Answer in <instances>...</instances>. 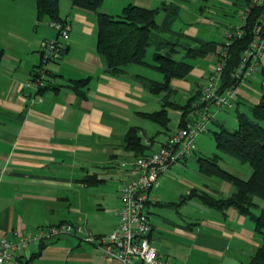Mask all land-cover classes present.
I'll use <instances>...</instances> for the list:
<instances>
[{"label": "crops", "instance_id": "obj_1", "mask_svg": "<svg viewBox=\"0 0 264 264\" xmlns=\"http://www.w3.org/2000/svg\"><path fill=\"white\" fill-rule=\"evenodd\" d=\"M245 1L103 0L100 9L111 14L128 3L159 8L146 55L151 51L155 59L161 52L190 69L156 92L143 76L163 79L157 60L145 56V63L108 71L97 50V11L71 0H60V16L71 24L66 49L51 65L47 85L36 87L30 82L41 62L40 42L59 32L51 18L38 16L36 0H0V238L16 240L18 231L34 233L63 221L82 228L31 241L12 264H119L86 236L115 228L121 186L138 173V154L126 144L127 131L136 126L149 153L182 126L181 106L206 83L227 32L242 23L239 9ZM263 95L264 58L237 87L234 106L211 104L212 123L226 126L230 113L224 110L229 109L237 124L236 109L247 110ZM161 108L170 117L166 125L143 113ZM198 117L193 110L187 124ZM198 136L193 153L170 166L150 190V241L176 264L247 262L264 243L254 218L232 205L219 208L198 195L185 197L193 188L218 196L234 190L220 176L200 170V154H219L223 160V150L212 136ZM211 181L226 189L220 192ZM257 202L264 206L263 200Z\"/></svg>", "mask_w": 264, "mask_h": 264}, {"label": "trees", "instance_id": "obj_2", "mask_svg": "<svg viewBox=\"0 0 264 264\" xmlns=\"http://www.w3.org/2000/svg\"><path fill=\"white\" fill-rule=\"evenodd\" d=\"M74 4L97 11L98 40L97 50L106 60V68L112 73H120L132 62L145 63L149 34L153 27L158 25L156 14L158 7H144L134 3L126 4L122 11L111 14L100 9L103 0H71ZM38 16H48L51 19H62L60 16V0H36ZM243 26V34L235 37L228 47V58L223 71L221 89L235 82L233 72L240 63L242 52L249 45L253 34V23L256 14L253 13ZM66 49V48H65ZM65 51V50H64ZM157 63L154 66L164 74L162 80H155L143 76L145 83L152 91H161L169 87L174 76H183L190 69V64L178 61L172 56L157 52ZM149 79V80H148ZM77 85L83 80H77ZM193 99V98H192ZM191 100L182 105L181 125H187V118L194 107ZM146 116L166 125L170 117L166 108L152 112H143ZM237 126L233 129L221 124L215 129L214 138L217 146L233 155L242 162L252 166V173L242 177L223 167L221 156L200 155L198 165L202 172L216 174L229 181L234 190L225 196H218L207 191L193 188L185 197L198 195L209 205L225 208L230 205L240 212L254 218L256 229L264 234V206L258 204L257 197L264 199V95L259 102L250 104L247 110L236 109ZM136 126L128 129L126 144L135 149L137 154H144L147 147L141 140ZM258 210V211H257ZM239 264H264V243L255 251L247 262Z\"/></svg>", "mask_w": 264, "mask_h": 264}, {"label": "built area", "instance_id": "obj_3", "mask_svg": "<svg viewBox=\"0 0 264 264\" xmlns=\"http://www.w3.org/2000/svg\"><path fill=\"white\" fill-rule=\"evenodd\" d=\"M253 13L256 14V18L253 23L252 39L243 50L240 63L233 72L235 82L221 89L228 47L235 37L242 36L243 26ZM239 17L242 23L227 32L206 83L193 99V110L198 114V119L192 124L177 128L158 149L136 157L138 173L125 179L121 186L122 205L118 224L107 234L86 236V239L96 243L105 255L117 259L119 264H176L161 256L150 241L151 224L147 210L150 190L170 166L193 153L196 137L208 129V124L214 117V112L210 109L211 104L217 107L234 106L237 87L259 68L264 58V0H246L239 9ZM50 24L57 28L59 36L44 38L40 42L41 62L30 82L38 88L47 85L51 78L50 67L62 57L70 36L71 24L68 19H51ZM81 230L80 225L63 221L34 233L23 234L18 231L19 237L16 240L1 237L0 264H12L18 251L31 241Z\"/></svg>", "mask_w": 264, "mask_h": 264}, {"label": "rangeland", "instance_id": "obj_4", "mask_svg": "<svg viewBox=\"0 0 264 264\" xmlns=\"http://www.w3.org/2000/svg\"><path fill=\"white\" fill-rule=\"evenodd\" d=\"M232 15L234 16V14L232 13ZM151 51H149L148 53H147V55H146V58L148 59V60H151V61H155V59H153L152 57H151V54L152 53H150ZM224 112H229L230 113V115H228V118L227 119H225V123H226V126L228 127V128H230V129H233V128H235L236 126H237V124H232V122H233V115H234V112H232L231 110H229V109H225L224 110ZM217 118H219V119H222V117L220 116V115H218L217 116ZM223 120V119H222ZM235 120V119H234ZM213 121H211V123H209L208 124V129L207 130H205V131H203V132H201L200 133V135H207L208 134V136H212V138H213V140H215V138H214V130L215 129H219L220 128V126H218V125H214V123H212ZM223 122V121H222ZM235 122V121H234ZM198 138H199V136L198 137H196V141H195V143L197 142V140H198ZM212 140V142L214 143V144H216V141H213ZM157 143H154V145H156ZM213 146V145H212ZM211 148V147H210ZM212 149H214L213 147H212ZM207 151V150H206ZM214 151V150H213ZM217 152V151H216ZM220 152V151H219ZM206 153V152H205ZM208 154H213L212 152H210V153H208ZM197 155V153L196 154H194V156L193 157H195ZM201 155V154H200ZM222 155H223V160L222 159H220V163H221V165L223 166V167H225L226 169H228V170H230V171H232L233 173H235V174H237V175H240V176H242V177H248L251 173H252V166L250 165V163H248V162H242V161H240L239 159H237L236 157H234L233 155H231V154H229V153H227V152H225V151H223V153H222ZM220 178V177H219ZM219 180H222V179H219ZM223 182H228V184H231V183H229V181H223ZM211 185H214V187H216L217 189H220V192H222L223 191V189H226V186L223 184V185H221V184H218V183H212V181H211V183H210ZM233 186V185H232ZM257 199L258 200H263V202H264V199H261V198H259V197H257ZM258 211V210H257Z\"/></svg>", "mask_w": 264, "mask_h": 264}]
</instances>
